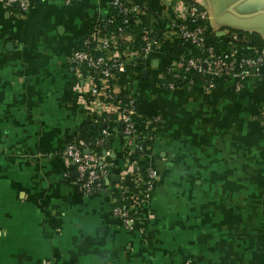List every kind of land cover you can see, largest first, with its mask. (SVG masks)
Here are the masks:
<instances>
[{"label": "crops", "instance_id": "obj_1", "mask_svg": "<svg viewBox=\"0 0 264 264\" xmlns=\"http://www.w3.org/2000/svg\"><path fill=\"white\" fill-rule=\"evenodd\" d=\"M128 1L145 5L159 33L130 70L136 87L152 90L140 110L161 117L135 153L157 178L130 224L112 215L109 195L85 194L70 166L65 175L61 156L80 131L96 134L71 54L109 0H30L25 13L0 1V264H264V64L240 90L229 79L162 87L168 49L180 43L178 2ZM199 2L216 36L244 37L237 54L254 47L252 35L264 41V0ZM105 143L121 174V139Z\"/></svg>", "mask_w": 264, "mask_h": 264}, {"label": "built area", "instance_id": "obj_2", "mask_svg": "<svg viewBox=\"0 0 264 264\" xmlns=\"http://www.w3.org/2000/svg\"><path fill=\"white\" fill-rule=\"evenodd\" d=\"M0 1L3 7L20 13L27 12L30 7V0ZM177 2L175 9L180 12V17L173 26L178 41L189 43L204 56L180 55L175 60L170 59L157 76V84L173 88V82L163 80L165 73H172L178 82L180 72L194 71L207 79V89L219 79H229L235 90H240L246 79L264 64V48H244V52L237 54L236 43L227 51L216 53L214 48L205 45V23L210 21L206 9L199 0ZM109 7L110 13L93 25L71 54L74 79L83 82L81 100L92 115L97 136L90 142H78L73 138L64 146L61 156L65 170L71 167L76 173L75 182L85 194L106 193L111 197L112 215L124 224H130L137 221L148 207L157 178V172L150 167L146 168V175L142 178L135 153L145 148L159 130L161 121L160 116H149L140 110L143 94L131 82L130 68L149 59L158 44L159 33L153 29L154 25L143 20L146 7L142 3L109 0ZM129 20L143 25L138 50L131 44L135 34L126 33ZM100 31L104 34H99ZM83 67L85 71H82ZM258 117L264 127V108ZM110 122L116 125L115 130L107 126ZM112 136L121 139L124 150V165L114 186L110 181L114 174L111 152L105 147L101 154H97L91 147L105 144ZM64 174L69 176L70 172L66 170Z\"/></svg>", "mask_w": 264, "mask_h": 264}, {"label": "trees", "instance_id": "obj_3", "mask_svg": "<svg viewBox=\"0 0 264 264\" xmlns=\"http://www.w3.org/2000/svg\"><path fill=\"white\" fill-rule=\"evenodd\" d=\"M121 16L118 15V19H120ZM202 23V22H199ZM111 29L113 26L110 27ZM143 25L136 24L134 21L129 20V26L127 27L126 33L128 34H135L134 40L131 41V44L133 45V49L138 50L140 45V34L142 33ZM155 31L156 28L153 27ZM89 34V33H88ZM99 34H104V32L100 31ZM252 40V46L254 47H261L264 48V41H262L258 36L252 35L249 37ZM244 44L246 45V40L242 36H238L237 33L233 30H228L227 33L216 36L211 29V26L209 22L205 23V45L210 46L214 48L216 53H221L223 51H227L230 49L232 44ZM168 54L170 56V59H177L178 56L183 55L186 57L191 56H204L201 52L197 51L192 45L189 43H180L178 46H173L170 49H168ZM86 68H82V71H85ZM180 80L178 82L175 81L174 75L172 73H165L164 75V81L165 82H173L175 86H187V85H207V79L199 75L198 73L194 71H188V72H180L179 73ZM109 115V114H107ZM112 115V114H110ZM105 116V115H104ZM97 135L94 133H87L86 130H82L79 132L77 136L74 137L76 141H85L90 142L93 141L94 138ZM92 150L97 153L101 154L102 150L106 147V143L101 146H91ZM136 153H140L139 150L136 151ZM140 175L142 178L146 175V168L144 166L140 167ZM154 190V189H153Z\"/></svg>", "mask_w": 264, "mask_h": 264}, {"label": "rangeland", "instance_id": "obj_4", "mask_svg": "<svg viewBox=\"0 0 264 264\" xmlns=\"http://www.w3.org/2000/svg\"><path fill=\"white\" fill-rule=\"evenodd\" d=\"M141 91H142V94H143V99L145 100H149V99H151V97H152V90L150 89V88H146V87H144V88H142L141 89ZM149 102V101H148ZM142 104H143V102H142Z\"/></svg>", "mask_w": 264, "mask_h": 264}, {"label": "water", "instance_id": "obj_5", "mask_svg": "<svg viewBox=\"0 0 264 264\" xmlns=\"http://www.w3.org/2000/svg\"><path fill=\"white\" fill-rule=\"evenodd\" d=\"M86 152H88V150H86ZM74 174L76 175V173L74 172ZM119 175L118 174H112L111 176H110V180L112 181V182H117L118 181V177Z\"/></svg>", "mask_w": 264, "mask_h": 264}]
</instances>
